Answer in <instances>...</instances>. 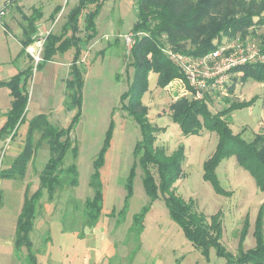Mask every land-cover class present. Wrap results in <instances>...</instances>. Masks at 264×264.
Instances as JSON below:
<instances>
[{"label": "rangeland", "instance_id": "rangeland-1", "mask_svg": "<svg viewBox=\"0 0 264 264\" xmlns=\"http://www.w3.org/2000/svg\"><path fill=\"white\" fill-rule=\"evenodd\" d=\"M61 4L57 21L53 24L45 21L40 31L61 33L75 3L73 0H61ZM45 8L44 11L50 12L48 6ZM137 14V0H108L96 20V36L89 43H82L79 64L85 75L83 105L72 134L78 155L67 154L61 167V186L54 199L49 200L45 193L37 205L30 240L32 251L38 256V264H48L43 262V257L49 258V264H228L215 248L210 249L208 255L196 248L171 219L162 198L150 204L139 165L133 179L132 197L126 203V178L135 161L133 150L141 135L138 125L122 109L121 96L128 91L134 79V68L130 67L133 61L131 51L123 37L133 33ZM83 19L79 34L82 37L85 35ZM7 36L12 38L10 34ZM262 37L264 24H258L249 29L247 35L224 36L223 40L235 44L233 42L248 38L260 46ZM74 53L72 48L64 55L58 54L53 61L42 64L40 69L30 54L31 59L26 56L28 64L33 66L27 87L29 102L25 120L15 136L14 132L0 136L1 171L11 168L22 151L29 122L34 117L46 114L53 125L64 128L70 125L77 112L66 108L71 95L67 82L71 79L70 63ZM241 76V73H232L225 94L213 91L207 96V103L215 113L227 106L226 98L241 102L254 98L252 107L233 111L231 121L235 133L243 132V138L252 141L257 134L264 133V83L254 79L243 80ZM180 87L183 85L175 83L172 87L161 88L157 85V74L151 73L143 103L149 107L151 122L165 128L158 134L157 144L164 146L168 154L179 145L186 149L185 176L176 183L177 192L186 200L194 199L199 211L207 216L221 212L224 224L221 242L227 254L236 258L240 250L245 252L256 245L253 233L258 212L264 205V191L258 189L254 178L234 156L223 160L217 170L222 187L231 191V196L217 194L203 179V162L214 152L218 137L205 130L200 136H184L179 125L172 121L171 104L185 97ZM2 119L0 117V129L5 124ZM112 122L113 137L101 171L103 212L94 222L87 216L86 209V200L94 195L90 177L94 172V160ZM39 140L40 134H36L34 146L37 150L33 161L28 164L25 177L0 179V264H28L26 248H16L10 242H14L25 189L29 186L30 194L38 189L39 175L50 158L49 144L47 141L36 144ZM74 164L79 176L76 186L65 172ZM147 205L150 209L144 217V230L139 234L133 218ZM246 217H249L250 226L242 242Z\"/></svg>", "mask_w": 264, "mask_h": 264}, {"label": "trees", "instance_id": "trees-1", "mask_svg": "<svg viewBox=\"0 0 264 264\" xmlns=\"http://www.w3.org/2000/svg\"><path fill=\"white\" fill-rule=\"evenodd\" d=\"M108 0H79L67 15V21L61 33H50L43 48V60L37 65L40 69L58 54L64 55L74 48L75 53L70 65L71 79L67 82L71 91L67 110H77L67 128L53 125L46 114L34 117L28 125L25 144L22 151L14 159L11 168L0 172L1 178L25 177L28 164L33 161L37 150L34 146L36 134L41 141H47L50 158L39 175V187L30 194L29 186L25 189L22 212L16 225V248L25 247L28 264H38L32 251L30 234L35 226L37 205L44 196L53 200L61 186V172L64 160L69 152L78 155V147L74 145L73 130L82 114L83 89L85 75L79 64L82 55V43H89L96 36V20L102 7ZM138 20L133 28L135 42L131 48L134 68V79L126 93L121 96L122 109L126 111L140 129V140L135 144L133 153L135 161L126 178V203L132 197L133 179L136 166H140L143 186L150 204L163 199L171 219L182 229L186 238L203 254L208 255L215 248L217 254L227 259L228 264L235 262L247 264H264V205L260 208L255 222V247L240 250L236 258L227 254L222 245L224 234L223 216L221 212L207 216L199 211L194 199L186 200L176 190V183L184 178L183 163L186 149L179 145L173 153L168 154L164 146L157 144L158 134L165 128L154 125L149 117V107L143 103V97L149 90L151 73L157 74V85L165 88L172 80L184 77L181 70L171 62L164 48L172 47L175 51L192 57H203L223 42L224 36L235 38L247 35L249 29L264 24V0H137ZM62 7L53 13L55 19ZM42 17L37 11L28 19L23 41V52L34 41L37 33L36 21ZM84 17V37L80 21ZM257 17V20L255 19ZM244 39V38H243ZM229 40V39H227ZM264 51V37L260 42ZM188 44L192 46H188ZM33 66L18 73L8 81H0V87H8L13 97L7 120L0 129V136L13 133V137L25 120V112L29 102L27 91ZM241 73L243 80L254 79L264 83V64L244 65L232 70ZM23 79V80H22ZM235 79V78H234ZM233 89L230 88V93ZM227 106L218 112L209 108L207 99L182 97L171 104L172 121L179 125L184 136L201 135L203 130L215 133L218 137L212 155L203 162V179L209 182L215 192L223 196H231L232 192L221 185L217 169L223 160L236 157L239 165L254 178L260 191H264V133L257 134L252 141L243 138V132L235 133L231 127L232 112L252 107L254 98L247 101L225 99ZM114 122L105 137L104 144L94 160V172L90 177V186L94 190L92 198L86 200L87 216L96 222L102 215L104 191L101 171L106 164V154L113 137ZM71 176V183L79 182L75 164L65 169ZM126 205V204H125ZM126 207V206H125ZM149 206L135 214L134 225L138 233L144 230V217ZM250 226L246 217L242 228V242L245 240Z\"/></svg>", "mask_w": 264, "mask_h": 264}, {"label": "built area", "instance_id": "built-area-1", "mask_svg": "<svg viewBox=\"0 0 264 264\" xmlns=\"http://www.w3.org/2000/svg\"><path fill=\"white\" fill-rule=\"evenodd\" d=\"M16 0H5L0 7V24L8 13L9 5ZM57 21V20H56ZM51 31L38 37L36 43L29 47L35 66L43 60V48L47 36ZM125 44L129 50L135 42V34L124 35ZM230 42V41H228ZM223 42L219 47L203 57H192L175 51L172 47L164 48L165 54L183 73L184 77L172 80L167 87H172L175 83H180L183 87L185 97L197 100L207 99L213 91H220L223 95L231 81L232 70L244 65L264 64V51L259 44L248 38L237 40L230 44ZM35 71V70H34ZM174 81V82H173ZM2 160V158L0 159ZM2 162H0V172ZM232 264H247L235 262Z\"/></svg>", "mask_w": 264, "mask_h": 264}, {"label": "crops", "instance_id": "crops-1", "mask_svg": "<svg viewBox=\"0 0 264 264\" xmlns=\"http://www.w3.org/2000/svg\"><path fill=\"white\" fill-rule=\"evenodd\" d=\"M4 1L5 0H0V7L3 5ZM73 1L75 5L79 2V0ZM45 6H48L50 12H46V10L44 11V9H46ZM61 6V0H16L9 5L6 18L3 24H0V81H8L18 73L25 71L30 66L27 60V57H30L31 55L28 51L29 47L36 43L38 37L46 33L40 31L44 27L45 21L48 23L52 22V24L56 21L57 17L54 19L53 13L57 7ZM37 11L42 14V17L35 23L37 33L33 36V43L26 48L25 52H23L22 43L25 40V29L28 25V19ZM47 32H49V30ZM7 34H10V37L12 38H8ZM0 98L2 99L0 101V117L3 118L2 121L5 123L13 100L11 90L8 87H0ZM4 108L6 110L2 111ZM3 125L4 124H2V126ZM10 243L14 244V247H16V228L14 242L11 240ZM43 262L49 264V258L46 259L43 257Z\"/></svg>", "mask_w": 264, "mask_h": 264}]
</instances>
